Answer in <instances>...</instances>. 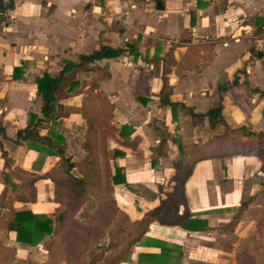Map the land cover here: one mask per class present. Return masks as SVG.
<instances>
[{"label":"crops","instance_id":"crops-1","mask_svg":"<svg viewBox=\"0 0 264 264\" xmlns=\"http://www.w3.org/2000/svg\"><path fill=\"white\" fill-rule=\"evenodd\" d=\"M2 10L0 226L14 212L50 217L58 208L53 183L40 177L59 158L16 142L31 115L43 119L36 80L101 46L134 43L78 72L80 86L58 101L65 117L44 119L40 135L62 136L72 163L90 158L92 141L103 166L123 169L116 208L144 233L117 264H239L244 254L264 264V0H0ZM164 60L173 109L160 103ZM216 108L229 130L192 122L189 110ZM21 171L39 179L23 183ZM28 187L35 199L19 201ZM182 217L191 228L163 223ZM51 237L29 247L0 227V262L49 264Z\"/></svg>","mask_w":264,"mask_h":264},{"label":"trees","instance_id":"trees-1","mask_svg":"<svg viewBox=\"0 0 264 264\" xmlns=\"http://www.w3.org/2000/svg\"><path fill=\"white\" fill-rule=\"evenodd\" d=\"M135 48V44L128 43L125 49L110 48L101 46L97 51L89 55H80L79 62H65L60 74L56 78H50L48 75H43L42 78L36 80L37 91L42 99L41 113L43 119L37 118L36 115L30 116V121L24 130H21L17 134L18 143H25L27 148L35 150L37 152L45 151L46 153L59 158L57 166L50 172L44 174L40 178L49 179L54 185L53 200L58 204V208L50 216L37 217L29 211L14 212L13 219L10 223H3L0 227L7 231H13L16 234L15 241L24 246L34 247L41 242L45 237H59L70 239L71 242H76L73 256H79L83 259H87L86 264H97L101 260H104L105 249L103 244L109 239L111 231L118 228V221L126 217L118 212L116 208V202L113 194L112 185L126 184L124 171L114 163L113 173L110 172L108 166H104L105 169V195L101 198L94 199L93 190L102 189V174L99 157L97 154L96 145L92 141H85L84 148L89 153L90 158L83 160L79 163H72L70 159L65 157L66 144L62 136H56V140L48 136H42L39 133V129L42 127L44 119L54 120L59 117H65L66 114L62 112L61 106L58 105V101L68 98L75 90L80 86V83L76 79L78 72H89L92 69V65L96 61L114 59L121 56L124 51L130 53ZM254 51V50H253ZM168 64L164 60L163 67V86L160 92V103L170 106L171 109L177 106V104L169 101V88H167L164 75L167 74ZM191 114L192 122H203L204 119L208 121L210 128L216 126H223L229 130L228 125L221 116V108H216L207 111L204 114H194L192 110H189ZM3 129L0 128V133H3ZM45 149V150H44ZM122 155V154H121ZM118 157V152L115 151L114 159ZM264 160V158H262ZM193 162H190L188 170L185 172V178L188 176V171L191 168ZM76 168L81 177L76 178L70 174V171ZM23 176V183L29 182L33 184L37 179L32 174L21 171ZM183 178V177H182ZM181 178V179H182ZM181 179H176L177 183ZM7 184V179L5 180ZM30 197L16 196L19 201H33L35 199V189L27 188ZM6 193V189L4 194ZM110 208H112V215L115 217L114 227L110 231L108 226L110 220ZM11 209V208H10ZM12 211V210H11ZM87 216V217H86ZM101 217V228L98 226L90 227L88 220L98 219ZM82 218L83 221H79ZM186 217H182L177 221H166L165 224L180 225L184 228H191L190 225L183 223L182 220ZM127 220V219H126ZM135 230L141 226L140 222H128ZM150 223V220L146 222ZM105 224V225H104ZM142 227V226H141ZM144 233V229L138 230L136 234L129 236L127 245L122 248L120 252L114 257L111 263L117 264L122 259H127L130 247L138 241V239ZM60 234V236H59ZM95 235L96 237H93ZM51 237V238H52ZM54 245V244H51ZM49 246L50 261L49 264H59L62 260H69L64 258L69 251L61 254L58 258L54 252L53 247ZM55 246V245H54ZM97 246V247H96ZM8 252L0 244V255ZM90 252V254L88 253ZM239 264H255L253 260L244 254L239 256ZM68 264H85L80 259H74L67 262ZM2 264V262H0Z\"/></svg>","mask_w":264,"mask_h":264},{"label":"rangeland","instance_id":"rangeland-1","mask_svg":"<svg viewBox=\"0 0 264 264\" xmlns=\"http://www.w3.org/2000/svg\"><path fill=\"white\" fill-rule=\"evenodd\" d=\"M90 98L93 99L92 96H88L87 99L90 100ZM93 104H96L94 102V99H93ZM93 125L96 126V128L93 129L94 132H96V129L98 127H102L99 124L98 121H95V124L93 123ZM96 135L97 134H95V137L94 138L97 137L98 140L96 139V141L100 144L102 142L101 141L102 136L100 134L97 135V136ZM101 145L103 146L102 148H103L104 152H106L107 145L104 142V140H103V144H101ZM185 160H186V158H185ZM99 163H100L101 172H105V171H103V169H105V168L102 165V164L105 163V156H104V159H102V164L100 162V159H99ZM185 165H188V164H185ZM181 177L182 176H179V179ZM104 179H105V176H104ZM102 186H103V184H102ZM104 188H105V180H104ZM92 192H93V195L92 196L94 197V199L101 198L100 196L105 195V191L103 189L93 190ZM110 210H111V212H110V220H109L108 226L110 227V231H111L113 229V227H114V221H115V217L116 216L114 217V215H112V208H110ZM120 219L121 220L118 221V228L115 229V230H113V231H111L112 235L109 234V239L106 242L103 243V244H105V245H103L104 246V249H105L104 260L103 261L101 260L97 264H108V263H111L112 260L114 259V257L117 255V253L120 252V250L122 248H125L126 247L127 240L129 238V236H131L133 234H136L138 232L139 227L135 230L131 225H129L127 223V220L126 219H123V217H121V216H120ZM87 222H88V225L90 227H92V226H98V227L101 228V225L103 224L102 223L103 221L101 222V217H99L96 220L95 219H92V221H91V218H90V220H88ZM140 228H141V226H140ZM59 236H60V234H59ZM93 237H96V236L93 235ZM51 244H54L55 246L54 245H51ZM45 245H47V246H50L51 245L53 247L54 254L58 258L61 256L62 253L66 252V251H69V253H67L65 255V257H64L66 259H69L68 261H71V260H74V259H80L82 263H85V264L87 263V259H83V258H81L79 256H73L74 255V250H75V247L74 246H76V242H71L70 239H65V238H62V237L59 238L58 236L57 237L54 236V237H52L50 239H46ZM72 247L74 248V250H71Z\"/></svg>","mask_w":264,"mask_h":264},{"label":"water","instance_id":"water-1","mask_svg":"<svg viewBox=\"0 0 264 264\" xmlns=\"http://www.w3.org/2000/svg\"><path fill=\"white\" fill-rule=\"evenodd\" d=\"M163 9V4L161 1L157 2V5H156V10H162ZM1 14H3L2 17H0V25L2 22H4V20L6 19V17L4 16V11H0ZM260 55L261 53H257V56L260 58ZM224 75L221 76V79L219 80L218 84H223V79H224Z\"/></svg>","mask_w":264,"mask_h":264},{"label":"built area","instance_id":"built-area-1","mask_svg":"<svg viewBox=\"0 0 264 264\" xmlns=\"http://www.w3.org/2000/svg\"><path fill=\"white\" fill-rule=\"evenodd\" d=\"M2 16H3V14L0 13V17H2Z\"/></svg>","mask_w":264,"mask_h":264}]
</instances>
